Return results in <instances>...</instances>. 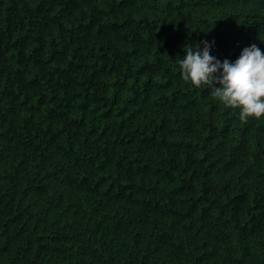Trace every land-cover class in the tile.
I'll list each match as a JSON object with an SVG mask.
<instances>
[{"label": "trees", "instance_id": "1", "mask_svg": "<svg viewBox=\"0 0 264 264\" xmlns=\"http://www.w3.org/2000/svg\"><path fill=\"white\" fill-rule=\"evenodd\" d=\"M203 40L264 50V0H0V264H264V117L182 78Z\"/></svg>", "mask_w": 264, "mask_h": 264}, {"label": "clouds", "instance_id": "2", "mask_svg": "<svg viewBox=\"0 0 264 264\" xmlns=\"http://www.w3.org/2000/svg\"><path fill=\"white\" fill-rule=\"evenodd\" d=\"M213 46L214 41L203 40L183 47L182 78L197 88L206 87L224 106L237 109L242 121L264 117V50L251 44L234 61H221L211 54Z\"/></svg>", "mask_w": 264, "mask_h": 264}]
</instances>
